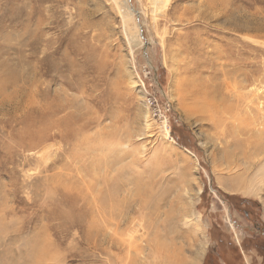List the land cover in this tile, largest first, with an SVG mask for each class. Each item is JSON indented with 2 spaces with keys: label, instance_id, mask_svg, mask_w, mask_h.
I'll return each mask as SVG.
<instances>
[{
  "label": "rangeland",
  "instance_id": "obj_1",
  "mask_svg": "<svg viewBox=\"0 0 264 264\" xmlns=\"http://www.w3.org/2000/svg\"><path fill=\"white\" fill-rule=\"evenodd\" d=\"M263 229L264 0H0V264H264Z\"/></svg>",
  "mask_w": 264,
  "mask_h": 264
},
{
  "label": "trees",
  "instance_id": "obj_2",
  "mask_svg": "<svg viewBox=\"0 0 264 264\" xmlns=\"http://www.w3.org/2000/svg\"><path fill=\"white\" fill-rule=\"evenodd\" d=\"M174 137L175 139H177L178 142H181L178 135H174ZM244 202L247 203L249 201L244 200ZM243 213L247 214V211L244 210ZM260 236L259 238L261 239L264 245V236L263 235ZM249 240L253 244V248H254L253 250L254 251L257 250L259 252L257 253V255L264 257V253H263L264 250L262 251L258 246V244H256L253 241V239H249ZM246 242L247 241H244V239H242L241 244L240 243L236 244L232 238L229 241L216 239V242L214 243L215 245L207 251L202 264H246L243 257L244 255L243 251L248 250L245 246Z\"/></svg>",
  "mask_w": 264,
  "mask_h": 264
},
{
  "label": "built area",
  "instance_id": "obj_3",
  "mask_svg": "<svg viewBox=\"0 0 264 264\" xmlns=\"http://www.w3.org/2000/svg\"><path fill=\"white\" fill-rule=\"evenodd\" d=\"M147 102H148L149 106L156 108L159 111L160 108L158 106V103H157L155 96L149 95V97L147 98Z\"/></svg>",
  "mask_w": 264,
  "mask_h": 264
}]
</instances>
